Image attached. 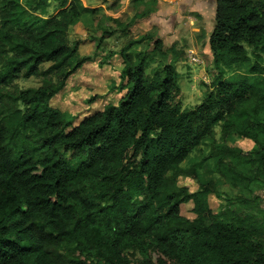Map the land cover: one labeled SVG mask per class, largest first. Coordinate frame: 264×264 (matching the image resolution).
Masks as SVG:
<instances>
[{
  "label": "trees",
  "instance_id": "trees-1",
  "mask_svg": "<svg viewBox=\"0 0 264 264\" xmlns=\"http://www.w3.org/2000/svg\"><path fill=\"white\" fill-rule=\"evenodd\" d=\"M76 3L0 0V264H264V192L250 189L264 191V0H215V73L195 108L182 107L170 63L145 74L152 58L131 52L142 37L118 53L119 101L72 127L50 101L91 60L67 34L97 12ZM30 79L38 87H18ZM217 126L222 141L252 149L215 145ZM208 141L216 170L241 190L216 214L202 163L181 167ZM181 176L202 189L190 193ZM189 202L191 220L180 213Z\"/></svg>",
  "mask_w": 264,
  "mask_h": 264
},
{
  "label": "rangeland",
  "instance_id": "rangeland-1",
  "mask_svg": "<svg viewBox=\"0 0 264 264\" xmlns=\"http://www.w3.org/2000/svg\"><path fill=\"white\" fill-rule=\"evenodd\" d=\"M72 1V0H69ZM77 5L94 9V15H83L70 25L68 42L77 45L80 57H89L66 82L63 91L56 95L50 106L71 120L76 127L83 119L101 111L107 104H116L125 92H117L120 82L122 59L118 55L129 41L145 39L132 48L133 55H146L152 59L145 69L150 76L157 62L170 63L178 73L179 101L184 109H193L202 103L212 74V58L208 46L214 25L215 0H76ZM55 14L54 11H50ZM129 24L126 33L124 26ZM113 32V33H110ZM154 41L160 42V53L154 54ZM98 46V48H97ZM116 53L106 63L108 53ZM148 57V58H149ZM264 65V55H262ZM37 79L21 80L20 89L38 87ZM215 145H226L249 152L253 144L232 135L221 139V128L214 130ZM211 141L195 150L181 165L185 170L199 166L197 172L206 182L217 186L218 197L208 195V204L214 214L223 211L227 200L240 194L221 177L214 165ZM226 161V160H225ZM178 185L192 192L202 188L198 180L181 176ZM256 193L264 192L263 186L251 185ZM246 195V194H245ZM249 196V195H246ZM191 202L180 207L181 216L193 219Z\"/></svg>",
  "mask_w": 264,
  "mask_h": 264
}]
</instances>
